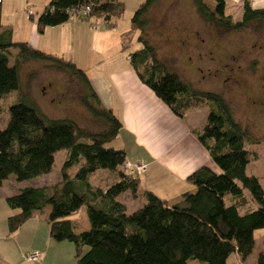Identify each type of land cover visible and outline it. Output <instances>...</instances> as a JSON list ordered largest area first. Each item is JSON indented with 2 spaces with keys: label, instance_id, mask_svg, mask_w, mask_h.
I'll list each match as a JSON object with an SVG mask.
<instances>
[{
  "label": "trees",
  "instance_id": "trees-1",
  "mask_svg": "<svg viewBox=\"0 0 264 264\" xmlns=\"http://www.w3.org/2000/svg\"><path fill=\"white\" fill-rule=\"evenodd\" d=\"M161 1L145 0L134 12L130 22L132 31L139 32L137 43L142 48L128 60L140 83L175 117L183 119L195 105L207 107L204 124L192 133L213 168L205 166L191 173L185 182L193 191L184 192L175 202L169 204L145 191L141 207L127 214L117 198L138 188L147 166L144 164L142 175L125 174L124 150L109 147L117 141L120 121L101 105L83 71L27 43L12 42L11 31L2 30L0 25V99L18 93L22 65L42 63L82 83L87 93L83 106L103 128L92 133L69 119L48 120L27 96L18 94L17 103L9 108L7 125L0 131V186L12 175L17 183L46 176L57 152L65 151L66 157L59 182L49 187H25L6 200L8 208L17 212L7 219L9 235L37 214H44L49 238L73 244L74 264H226L233 254L242 263L252 254L255 233L264 230V190L257 178L245 173L256 156L245 146L259 140L234 120L221 96L193 90L158 59V45L149 35V17ZM193 3L203 22L215 29L238 32L264 27V11L252 9L250 0H242L240 21L224 14V0H214V5H206L203 0ZM86 7L90 12L79 19H90L91 25L103 22L111 27L124 12L118 0H48L35 21L37 33L67 23ZM28 16L33 17V12ZM11 50H16L13 65L9 63ZM99 171L116 176L105 190L90 183ZM82 209L88 230L76 232L71 219ZM256 264H264V250Z\"/></svg>",
  "mask_w": 264,
  "mask_h": 264
},
{
  "label": "rangeland",
  "instance_id": "rangeland-1",
  "mask_svg": "<svg viewBox=\"0 0 264 264\" xmlns=\"http://www.w3.org/2000/svg\"><path fill=\"white\" fill-rule=\"evenodd\" d=\"M38 1L43 2V0ZM144 2L145 0H141L136 4V0H124L120 2L124 12L112 21L113 26L108 27L103 22H97V31H90L87 25V33L85 29L80 31L79 43L74 50L78 54H73V59L78 61L77 67L84 71L85 76L99 69L96 68L99 64L92 66L84 64L87 63L85 62L87 59L93 62L96 60V57L88 51L90 37L95 33L107 32V38L102 41V48L108 56L109 53L113 55L116 52L121 56L118 58L126 60L142 48L137 43L139 32L132 31L130 21L134 12ZM203 2L206 5H214V0H203ZM224 2V14L230 16L233 21H240L241 7L233 0H224ZM29 11L34 12L35 15L37 10L29 4L13 1L7 8L2 9L0 25L3 28H1L10 30L11 33L13 31L15 40L24 39L28 32V24L35 23L38 17L33 15L31 21L28 16ZM149 18V35L158 45V59L193 90L221 96L231 108L234 120L248 130L252 137L259 140L258 144L245 146L247 151L256 153L246 167L245 173L247 176L257 178L264 190V27H253L238 32L215 29L199 17L193 0H162L152 10ZM79 21L85 24L87 22L86 18L82 17ZM9 56V63L13 65L16 50H11ZM87 67L91 70H87ZM19 77L18 93L14 92L0 99V131L5 129L9 119V108L17 103L20 93L27 96L32 105L48 120L69 119L86 132L102 131L101 123L93 120L83 106L82 99L87 93L80 81L55 67L37 62L22 65L19 69ZM86 78L88 80L87 76ZM207 115L208 109L205 105L192 106L185 115L186 124L198 129L204 124ZM121 136L127 143L132 140L128 130ZM109 147L118 149L119 142L115 141ZM127 147L130 151L134 147L133 143L129 142ZM132 154V157L137 155L135 152ZM65 157V151L57 152L54 155L50 174L45 178L31 181L30 186L49 187L59 182ZM74 170L69 172L70 175ZM104 174L109 173L99 171L92 176L90 183L93 187L105 190L113 184L112 180L116 179V176L107 178ZM4 184L7 189L13 190L18 183L12 175ZM152 186L158 188L160 194L165 195L166 189L160 182H153ZM137 195L138 189L128 191L120 197L129 211L136 204ZM81 214L84 216L86 221L84 224L88 230L85 210L82 209L78 215L82 216ZM77 224L80 229L84 227L80 220ZM263 235L264 230L255 233V251L259 250ZM63 246L67 249L60 254L61 257H65L62 264H74L73 244L65 242Z\"/></svg>",
  "mask_w": 264,
  "mask_h": 264
},
{
  "label": "crops",
  "instance_id": "crops-1",
  "mask_svg": "<svg viewBox=\"0 0 264 264\" xmlns=\"http://www.w3.org/2000/svg\"><path fill=\"white\" fill-rule=\"evenodd\" d=\"M13 1L17 0H1V13L2 9L7 8ZM18 1L35 8L37 11L35 15L33 12L34 16H38L43 12L48 4V0H43L42 3L38 0ZM100 1L103 3L107 0ZM119 1L123 2L124 0ZM140 1L136 0V4H139ZM233 1L241 7L242 0ZM250 6L254 10L264 11V0H250ZM79 20L70 18L67 23L55 28H48L41 35L37 33L36 25L33 22L28 24V32L24 39L15 40L16 37H14L12 31L11 40L14 43H27L34 50L62 59L77 67L79 66L78 61L76 62L73 59V54H78L74 51L77 49L76 44L79 43L78 35L81 30L85 29L86 32L87 26L90 29L92 24L90 19H86V24L80 23ZM90 31L92 30L90 29ZM106 35L107 32L103 31L90 37L88 51L96 57V60L93 62L87 59L85 60L87 63L84 64H87V66L99 64L96 67L99 69L91 71L92 73H88L86 76L101 105L105 109L111 110L122 125L117 141L126 154V161L129 163H143L147 166V174L145 173L139 179L137 200L131 211L120 200L123 194L117 200L126 208L127 214L141 207L143 204L142 194L145 191H150L171 204L178 200L184 192L193 191L192 187L185 182L187 177L201 167L213 168L212 162L195 140L192 133L194 129L186 124L185 117L183 119L175 117L149 89L140 83L128 59L121 60L118 58L121 56L118 55L119 53L114 52L115 50L113 55L109 53L108 56L104 53L102 41L107 38ZM87 70H91L90 67H87ZM126 130L132 137L133 141L130 140L129 142L133 143L134 147L132 149L134 151L132 149L128 150L129 142L127 143L121 136ZM142 149L146 151H139ZM134 152L137 155L132 157ZM48 175L39 177V179ZM104 176L107 178L114 177L111 174H104ZM5 182L0 186V264H62L65 257H61L60 254H63V251L67 249L63 246L65 242L56 243L49 238L48 225L45 222L44 214H37L33 219L24 223L15 234L9 235L7 219L17 212L8 208L6 200L16 195L19 190L30 187L29 183L31 181L18 183L13 190L7 189ZM112 182L114 183L115 179ZM153 182H160L162 186L164 185L165 195L160 194L159 189L152 186ZM36 187H45V185ZM78 220L84 225L82 229L77 226ZM71 222L74 231L86 230V224H84L86 221L83 215L72 218ZM260 243L258 251H255V243L252 254L245 262L242 263L238 255L233 254L226 264H256L258 254L264 250L262 238ZM31 252L39 254L37 263H30L23 259V255ZM187 264L201 263L190 261Z\"/></svg>",
  "mask_w": 264,
  "mask_h": 264
},
{
  "label": "built area",
  "instance_id": "built-area-1",
  "mask_svg": "<svg viewBox=\"0 0 264 264\" xmlns=\"http://www.w3.org/2000/svg\"><path fill=\"white\" fill-rule=\"evenodd\" d=\"M90 12L89 7H86L83 11L78 12L77 14H73L74 19H79L80 16L88 15ZM32 12L29 11L28 15H31ZM91 30H96L97 25H91ZM124 172L127 176H139L142 175L146 171V166L142 163H136V164H130L129 162H126L123 166ZM38 254L37 253H31L27 256H24L23 259H25L27 262L30 263H37L38 262Z\"/></svg>",
  "mask_w": 264,
  "mask_h": 264
}]
</instances>
